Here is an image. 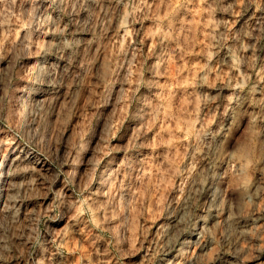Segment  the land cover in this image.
<instances>
[{
	"label": "clouds",
	"instance_id": "clouds-1",
	"mask_svg": "<svg viewBox=\"0 0 264 264\" xmlns=\"http://www.w3.org/2000/svg\"><path fill=\"white\" fill-rule=\"evenodd\" d=\"M0 264H264V0H0Z\"/></svg>",
	"mask_w": 264,
	"mask_h": 264
}]
</instances>
